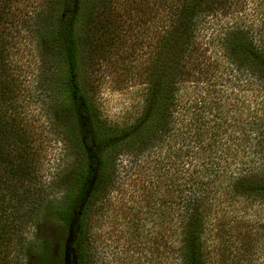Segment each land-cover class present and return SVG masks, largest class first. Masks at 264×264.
<instances>
[{"label":"trees","instance_id":"trees-1","mask_svg":"<svg viewBox=\"0 0 264 264\" xmlns=\"http://www.w3.org/2000/svg\"><path fill=\"white\" fill-rule=\"evenodd\" d=\"M56 3L47 40L61 61L59 87L77 156L60 196L31 197L36 208L44 201L45 212L66 232L58 250L50 238L33 242L34 264H94V220L128 163L129 170L136 166L130 178L139 181L130 216L151 222L145 236L166 246L169 264H206L207 244L238 219V205L264 204V110L242 115L238 104L204 83L214 77L233 84L246 75L257 97L264 92V41L239 27L218 36L210 30L208 17L226 11L232 0ZM126 19L142 39L151 27L153 43L142 108L120 128L100 113L82 64L125 48ZM11 26L10 2L0 0V264H18L11 252L22 240L21 228L39 214L34 207L28 220L17 215L29 196L19 188L35 191L31 161L38 154L21 125L20 86L5 60ZM207 34L212 57L205 55Z\"/></svg>","mask_w":264,"mask_h":264},{"label":"rangeland","instance_id":"rangeland-1","mask_svg":"<svg viewBox=\"0 0 264 264\" xmlns=\"http://www.w3.org/2000/svg\"><path fill=\"white\" fill-rule=\"evenodd\" d=\"M7 1L10 2L12 26L6 37L5 60L9 62V74L20 86L21 125L38 154L33 156L30 164L35 191L30 193L32 189L26 190L25 186L19 188L20 193L26 191L29 196L17 215L27 219L31 209L34 211L37 206L36 202L31 203V197L52 200L61 195L64 184L71 178L77 146L72 137V118L59 87L61 61L47 40L49 23L59 6L56 0ZM208 19L210 30L216 36L239 27L249 37L264 41V0H232L226 11ZM121 28L130 38L121 49H125L127 55L115 49L98 61L89 63L85 60L82 64L83 77L94 89L100 113L120 128L132 122L142 108L147 86L145 67L153 43L151 27L143 39L134 24L133 27L128 25V19L123 21ZM205 31L207 29L203 33ZM209 39L208 34L202 37L206 57L211 56L213 50ZM209 61L213 60L210 58ZM246 77L233 84L216 81L213 77L204 84L208 88L214 84L216 91L219 90L218 95L241 107L242 115L249 114L252 109L262 114L264 92L260 91L256 97L255 85L250 87V79ZM128 164L123 166L104 209L94 220L91 238L94 264H169L166 246L159 238L153 240L144 234L148 228L153 231L151 222L133 220L130 216L134 201L137 202L133 194L139 181L135 184L134 177L130 178L136 175L132 172L136 166L132 165L129 170ZM244 205L243 202L238 205V219L228 223L231 227L222 231L212 245L207 244L210 254L206 264H264V204ZM45 207L43 201L35 209L39 212L36 219L34 216L35 221H29L21 228L22 240L11 252L18 264H34L37 247L33 242L50 238L58 250L65 237L63 226L45 212ZM142 210H145L144 206ZM137 217L134 214V219Z\"/></svg>","mask_w":264,"mask_h":264}]
</instances>
